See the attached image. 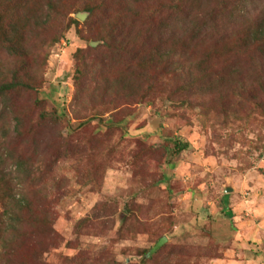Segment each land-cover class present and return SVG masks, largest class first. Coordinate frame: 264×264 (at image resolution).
<instances>
[{"label":"rangeland","instance_id":"rangeland-1","mask_svg":"<svg viewBox=\"0 0 264 264\" xmlns=\"http://www.w3.org/2000/svg\"><path fill=\"white\" fill-rule=\"evenodd\" d=\"M52 1L0 8V85L32 86L0 97V264H264V0H183L170 66L127 73L86 11L179 0Z\"/></svg>","mask_w":264,"mask_h":264},{"label":"trees","instance_id":"trees-1","mask_svg":"<svg viewBox=\"0 0 264 264\" xmlns=\"http://www.w3.org/2000/svg\"><path fill=\"white\" fill-rule=\"evenodd\" d=\"M5 1L6 2H3L1 5L2 2L0 0V8L5 5L3 6L5 7L4 10L7 11L9 10V4L11 5L12 0H10V2L8 0ZM77 1L82 2L85 5L95 0ZM135 1H137L138 4L146 2V0ZM182 1L183 0H179L174 5L159 3L158 6L145 8L142 13L137 12L138 10L133 11L131 13L132 22H128L130 19V16L128 15L124 16V19L121 21L113 23H109V18L107 17V20L104 18L98 20L96 18L95 10L101 12V5L94 10L88 9L86 13L89 14L90 20L88 23L89 26L86 29L91 37H93V39H90V43H92L91 52L100 53L99 51L105 49V55L107 54L109 56V60H105L101 63L99 62L100 67L102 69L114 70L122 65L123 72L127 73L133 67L142 68L144 71L149 70L150 66L158 68L163 61H167V65L170 66L169 62L170 60H174V53L171 51V48H169L171 42H168L166 37L171 30V26L167 23L181 19L182 12L179 9L180 5L181 7L183 5ZM52 3L53 1L50 0L49 5ZM103 3L104 2L101 1V4ZM125 18L128 20H125ZM76 24L77 23L75 22L73 26H76ZM25 25L12 22L8 25L6 36L1 37L2 45L9 54L14 57H21V59L26 52V40L29 31L32 28L31 25ZM154 34L159 36L162 34V37H158L159 39L156 40ZM77 36L82 40H85L86 38L81 30H77ZM96 47H99V49L95 50ZM152 54L157 55L158 57H156L158 60H152L153 62L150 60L147 62L148 60H146V58L150 55L152 56ZM87 56L90 57L91 55L88 54ZM122 56L126 58L130 57L129 62L126 65L125 63L120 64L119 62ZM144 63L146 64L142 65ZM81 74L82 72L80 71V75ZM25 82L26 81L14 80L11 83L0 85V97H5L8 93H13L20 88L31 90L32 86ZM188 149V144L176 142L175 154L180 155ZM7 215L9 214L7 213Z\"/></svg>","mask_w":264,"mask_h":264}]
</instances>
